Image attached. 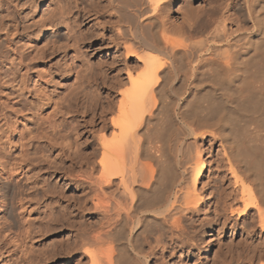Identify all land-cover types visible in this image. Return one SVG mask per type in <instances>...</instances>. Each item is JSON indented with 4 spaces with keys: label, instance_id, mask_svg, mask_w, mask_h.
<instances>
[{
    "label": "bare ground",
    "instance_id": "obj_1",
    "mask_svg": "<svg viewBox=\"0 0 264 264\" xmlns=\"http://www.w3.org/2000/svg\"><path fill=\"white\" fill-rule=\"evenodd\" d=\"M17 38L31 62H8L33 105L0 73V133L28 111L44 130L65 121L91 135L68 167L47 163L75 186L79 219L68 206L44 219L42 238H71L28 264H264V0H0V72ZM21 175L0 155V225L16 247L24 237L4 211Z\"/></svg>",
    "mask_w": 264,
    "mask_h": 264
},
{
    "label": "rangeland",
    "instance_id": "obj_2",
    "mask_svg": "<svg viewBox=\"0 0 264 264\" xmlns=\"http://www.w3.org/2000/svg\"><path fill=\"white\" fill-rule=\"evenodd\" d=\"M239 5H238V8H242V4L239 3ZM170 7L171 9H174V7H176V3L172 2ZM92 24L94 23L92 22ZM96 27L97 26H95L94 28ZM17 39L13 42L11 48L7 49L8 50L6 51L7 53H5L7 57L10 56L11 58L6 57L7 60H5V63L3 65V70L5 72V75L7 76L4 75L3 70L0 72L2 73L1 77L3 80V83L1 86L3 87V90L8 95L12 96L11 97L12 99L16 101H21V105L23 104L24 107H26L27 105L28 108H31L33 105V101L31 102V99H29L30 97L28 96V93L26 91L27 87L25 86L26 83L24 81L27 78L26 72H24V70H22L23 68L18 65L17 66L13 65L11 67L9 64L10 62H8L11 60L15 62L20 60L22 61V63L25 62L27 64H29L28 63L29 61L31 62L30 59L32 58L28 57L29 50H28V47L26 46L27 45L26 41L21 40V38H17ZM17 41H18V44H17ZM110 53L111 52L108 53L106 51H101L100 53L95 55V59L101 61L103 59L108 58ZM17 69H19V71ZM103 69L106 71L107 68H103ZM103 71H101V73ZM105 71H104V74L107 73ZM10 77H11V80H10ZM23 81L25 84H23ZM81 84L79 85L81 86ZM83 86L84 85H82L81 87ZM104 87L105 86L100 84L99 92L102 91L101 93H103L105 91ZM65 99H64L65 103H67L66 101L70 98L68 97ZM27 103L28 104L30 103V104L28 105ZM65 103L64 105H66ZM62 107H65V106L62 105ZM25 115H26L25 116L26 118H24L23 122L20 123V125L18 126L19 129H16V132L14 131L15 132L14 134L13 132L9 133L10 131H4L5 128L1 129V133H0V137L2 140L1 143H3L4 140L5 141L7 140L6 141L7 143L6 142L3 143L4 146L3 144H1L0 146V155L5 160L10 161L14 170L18 172H22V175L20 176L19 182L17 185V189H18L17 192L20 194L17 204L13 209L7 206V208H5L4 214L9 216V218L15 223V227L19 228L20 232L22 231L21 232L22 236L21 237L19 236V238L24 237V239L22 240L19 239L20 242L19 241L17 242V247H16L15 246L16 244L4 238V234L2 233V228L0 225V264H25V261L27 262L26 264H28L30 260L39 262V260L41 259V254L45 250L48 244L50 246L51 244H55V242L59 240L58 238L60 239L63 238L66 240L69 237L68 239H70L72 235V233L68 229H63L62 231H59V232L54 231L53 233L47 236H43L42 238L40 236V233L43 231L42 229L44 228L43 220L44 219H56L55 216L57 212L63 211V209L67 206L70 208L69 210L71 211V212L69 211V213H72V214L68 215L66 219H79L76 216L77 212H76V208L74 207L73 200H72L74 196L73 194L75 191V186L72 185L68 174L62 168L64 166H65L64 168L68 167L69 166L68 164L70 163L69 162L62 163V161H68V157L70 153L71 152L73 153L76 150H78L77 145L81 146V143L82 142L84 143L85 140L91 136L90 133H88V129H90V126L83 128L81 130L82 132L81 131L78 132L79 129H77L76 125L72 124L71 126L72 122H68V124L67 123L64 124L63 122L65 121H61V123H63V124L61 123L59 124L61 127L58 126L55 128H49V129H52L53 131V133H51L52 132L51 130H48V129L44 130V128H48V127L44 126V124L40 123V121L35 120L37 118L35 114L28 113L27 111ZM60 115H61V112H60ZM84 129L86 131H84ZM2 130L4 134H6L5 138L8 137L7 139H4ZM9 138L11 139V141H9L10 140ZM68 146H73L74 150H70ZM90 152L91 150L90 151L88 150L87 153L89 154ZM48 162L52 164V168L54 164H57L58 166H62V167H59L58 171L57 170L55 171L54 169L47 170ZM42 167L45 168V171L44 170L40 171V168ZM64 173L66 174V176ZM1 187L2 185H0V188ZM47 189L51 193V196L48 195L50 196V198L43 197L44 190H47ZM251 214L254 215L256 213L252 212ZM188 221L187 223H185V226L186 228L190 227L191 229V226L193 225L191 223L193 221L192 222L190 221V223H188ZM241 221H244V220L242 219ZM241 221H239V223ZM246 222L247 221L245 220L243 223H246ZM188 224L191 226H189ZM240 225H242V222L240 223ZM248 227L249 225H247V228ZM27 231L32 233V237H33L32 243L34 247L31 252H29L30 247H29V244L27 243V239L25 238V235L27 236ZM25 239L26 241H23ZM233 239L235 240L234 242H237V241L240 242L239 240L240 237L239 238L234 237ZM168 240L169 239H167L166 241V238L164 239V241L166 242H168ZM238 242L234 244H238ZM161 243L163 244L164 242H161ZM165 245H167V243ZM216 248H219V246H216L215 248H213V250L211 249V253L206 255L205 250L204 248H202V245H201V251H200L201 257H204V258L210 257V259H212L214 257L217 258V256L218 257L221 256V254L218 253L219 250ZM19 257H20V260H19ZM79 259L80 257H77V259L71 258L70 259L71 261H68L67 257H64L50 264H76L77 260ZM163 259L162 258L161 259L152 258L151 264H158L159 261H160L159 264H162L166 260L168 262L170 261V258H166V259L163 258ZM36 262L34 264H38Z\"/></svg>",
    "mask_w": 264,
    "mask_h": 264
}]
</instances>
